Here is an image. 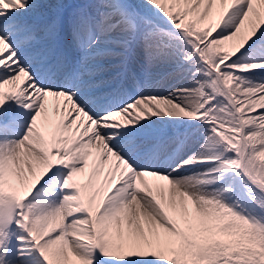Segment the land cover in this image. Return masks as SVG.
Returning a JSON list of instances; mask_svg holds the SVG:
<instances>
[{
	"label": "snow or ice",
	"instance_id": "6c2138e0",
	"mask_svg": "<svg viewBox=\"0 0 264 264\" xmlns=\"http://www.w3.org/2000/svg\"><path fill=\"white\" fill-rule=\"evenodd\" d=\"M0 264H264V0H0Z\"/></svg>",
	"mask_w": 264,
	"mask_h": 264
}]
</instances>
